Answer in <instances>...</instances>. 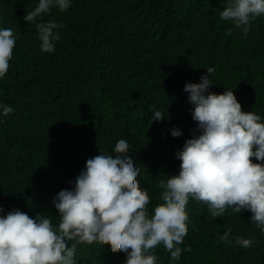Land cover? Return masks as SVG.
<instances>
[{"label": "trees", "instance_id": "obj_1", "mask_svg": "<svg viewBox=\"0 0 264 264\" xmlns=\"http://www.w3.org/2000/svg\"><path fill=\"white\" fill-rule=\"evenodd\" d=\"M37 0H0V27L17 35L8 73L0 79V103L14 112L0 117V207L30 218L44 214L58 226L51 203L72 189L86 161L113 151L126 135L141 169L137 179L159 200V180L179 172L176 152L191 130L193 105L184 91L213 67L211 91L227 89L242 111L264 117V16L245 37L221 20V0H72L66 12L53 7L43 20L63 24L54 53H42L35 24L24 20ZM37 22H40L38 18ZM230 30V34H229ZM155 110L168 115L152 121ZM183 131L173 137L171 129ZM253 162L255 158H253ZM188 233L175 264H264V232L251 212L226 209L212 217L192 198L186 206ZM231 229L229 240L220 237ZM236 238H250L243 248ZM158 264H170L163 245ZM76 264H124L112 242L80 244Z\"/></svg>", "mask_w": 264, "mask_h": 264}, {"label": "clouds", "instance_id": "obj_2", "mask_svg": "<svg viewBox=\"0 0 264 264\" xmlns=\"http://www.w3.org/2000/svg\"><path fill=\"white\" fill-rule=\"evenodd\" d=\"M221 4V20L232 21L245 37L251 22L264 16V0H221ZM71 6L72 0H37L35 7L26 8L24 20L36 25L42 53L56 51L63 28L55 20L45 22L43 15L53 7L66 12ZM16 43L13 29L0 27V79L8 73ZM206 70L199 83L184 86L196 127L176 152L181 162L178 174L158 181L161 202L153 212L148 207L149 192L137 179L141 169L132 142L121 135L112 152L86 161L71 182L72 189L55 195L51 203L58 210V226L44 214L30 218L15 209L4 215L0 207V264H76L77 246L97 240H110L114 250L125 253L124 264H158L153 250L162 244L170 264H175L182 251L190 250L180 247L188 233L190 198L206 203L214 218L229 208L239 214L249 211L251 222L264 232V117L242 111L232 89L212 92L215 84L210 77L215 69ZM13 112L10 105L0 103V117ZM166 116L155 110L152 121ZM171 135L180 137L183 131L173 127ZM230 235L228 229L220 239L231 243ZM235 242L243 248L253 245L250 238Z\"/></svg>", "mask_w": 264, "mask_h": 264}]
</instances>
